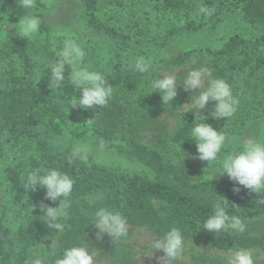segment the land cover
I'll use <instances>...</instances> for the list:
<instances>
[{
	"label": "trees",
	"instance_id": "1",
	"mask_svg": "<svg viewBox=\"0 0 264 264\" xmlns=\"http://www.w3.org/2000/svg\"><path fill=\"white\" fill-rule=\"evenodd\" d=\"M137 2L153 5L171 18L173 26L161 39H149L141 32L137 55L130 58L136 45L128 32L132 31L130 16L121 28L114 24L119 19L100 16L96 0H80L79 19L84 29L112 44L111 52L124 51L125 58H130L128 65L118 59L110 71L102 73L113 88L112 97L106 106L92 109L71 108L73 98L78 99L81 93L72 86L69 73L65 72L61 88L50 85L48 67L55 60L54 36L58 31L48 24L42 0H34L30 9H23L20 0H4L0 5V13L8 14H0V264H26L36 255L42 256L45 264H54L64 249L96 236L97 230L90 223L101 207L119 212L128 222L127 237L111 243L112 264H141L125 243L134 228L145 229L158 238L171 227H178L184 245L193 242L204 250L193 257L196 264H221L206 255L211 250L246 249L264 254L262 228L228 234L202 229V222L213 213L217 202L226 204L228 214L238 216L244 224L264 223V193L248 189L236 192L231 183L216 180L191 182L165 159L163 150L187 152L190 130L196 122L180 116L160 148H150L134 138L146 125L165 114H174L196 95L177 85L174 100L163 103L161 95L150 87L151 80L159 76L153 73L157 59L181 68L194 58L208 57L211 78H223L239 100L237 111L227 119L212 117L215 102L209 101L205 107L204 122L223 128L224 134L235 135L247 119L264 115V0ZM202 4L214 7L215 13L211 17L196 16ZM24 14L41 21L40 30L26 39L18 36L19 25H15ZM226 14L255 35H225L220 48L185 49L188 42L183 43L182 20L194 18L197 24L191 37L206 40L219 33L221 18ZM149 53L151 72H134L131 65L135 58H148ZM130 74L142 79L135 81ZM137 96L139 102L129 109L130 100ZM89 139L134 159L143 170L126 172L72 159V146ZM60 140H66L69 146L60 150L50 144ZM49 168H57L75 181L70 207L59 221L63 231L48 228L39 207L42 201L58 207L59 200H44L43 188L35 192L25 189L29 172ZM8 218L16 225L14 230L6 225Z\"/></svg>",
	"mask_w": 264,
	"mask_h": 264
},
{
	"label": "clouds",
	"instance_id": "2",
	"mask_svg": "<svg viewBox=\"0 0 264 264\" xmlns=\"http://www.w3.org/2000/svg\"><path fill=\"white\" fill-rule=\"evenodd\" d=\"M3 3L4 0H0V5ZM20 3L23 9L34 7V0H20ZM214 13V7L202 4L195 15L211 17ZM15 25H19L18 36L26 39L40 30L41 21L35 15L24 14ZM85 56L86 52L80 44L74 39H65L62 48L55 55V62L51 61L48 67L50 85H55L58 89L62 87L65 65H67L71 69L69 76L72 86L81 93L78 99L73 98L71 108L92 109L96 106L99 108L106 106L112 97L113 88L100 72L82 66ZM152 67V58L144 56L136 57L131 65V69L138 74L149 73ZM177 85L176 76L170 72H164L163 75L160 74L150 82L153 93H159L163 103L174 100L177 96ZM182 85L188 92H199L192 98L191 106L187 107L186 111L194 108L199 113L209 101L215 102L212 112L214 119L231 118L237 111L239 100L233 95L231 86L223 78H211L207 67L202 66L190 70ZM194 121L196 123L190 130V139L195 142L197 152L195 158L207 161L208 164L218 162L219 165L211 176V180L216 174L220 177L226 175L230 181L243 186L252 193H264V142L250 138L240 150L230 152L221 158L219 154L225 144V134L205 123L204 117L196 116ZM87 122L92 124L93 119ZM90 151L88 145L78 144L73 148L71 158L87 161ZM74 183L75 181L67 173L57 168L28 173L25 189H30V191L26 192H35L37 188H43L45 190L44 200L52 202L59 200V206L55 208L43 201L39 205L48 228L57 231L64 230V225L59 221L70 207L69 197ZM233 191L238 192L240 188L234 187ZM90 224L97 230V239H100L103 234L111 237L112 241L126 238L128 235L127 219L119 212L108 208H99L94 214V222ZM202 229L216 234H228L229 231L243 233L245 224L238 216L228 214L226 204L217 202L213 206V213L202 222ZM151 248L152 251L163 252L164 264H174L184 251L182 231L178 227H171L162 236L151 241ZM96 254L95 251L90 252L83 243L64 249L62 254L55 259L54 264H95ZM26 264H45V260L42 256L36 255L26 261ZM227 264H255V262L249 250L237 249L231 252Z\"/></svg>",
	"mask_w": 264,
	"mask_h": 264
},
{
	"label": "rangeland",
	"instance_id": "3",
	"mask_svg": "<svg viewBox=\"0 0 264 264\" xmlns=\"http://www.w3.org/2000/svg\"><path fill=\"white\" fill-rule=\"evenodd\" d=\"M42 2L47 10L48 24L54 31H58L54 36V44L56 46L55 55L60 48H62L65 39H74L86 52L82 66L88 67L89 70L98 71L101 74L110 71L118 59H122V63L128 65L130 58H134V56L137 55L139 49L137 44L143 37L141 32L149 39H161L164 38L166 32L170 31V27L173 26L171 18L160 13L153 7V5L136 3V0H96L100 16L115 17L117 20L119 19L117 23H114L117 26L124 28L125 20L126 18H129V16L130 19L133 20L129 27V29L132 28V31L129 30L128 32H131L132 39L134 40L133 42L136 45L133 47L134 50H132V56L129 55L130 58H125L124 51L119 52V50H117L116 52H111L110 47L113 46L112 44L110 45L106 43L99 36H92L90 34L91 32L85 30L83 25L80 24L79 15L82 10L80 0H42ZM137 22L139 26H136ZM196 24L197 21L194 18L191 20H182V22L179 23L182 27L181 33L186 37L183 43L188 42L185 47L186 50L195 48L202 50L218 48L222 45L225 35L241 34L247 38L255 35L254 31L243 28L242 25L237 23L236 18L229 14H226L221 18L219 33L210 39L202 40L200 37H191V35H194L193 29ZM148 57H151L150 53ZM156 62L158 65L153 70V73L163 75L164 72H170L176 76L178 85L183 84V81L190 70L202 66L209 69L207 56L203 59L194 58L181 68H172L163 64L162 59H157ZM70 71L71 69L69 66L65 65V72L70 75ZM130 76L133 79L136 78L135 81L142 79L141 76L137 77L134 74H130ZM192 93H195L196 95L199 94L198 91ZM139 99V96L132 98L130 100L129 109L135 107L139 102ZM189 106H191V103L186 104L184 110L182 106L181 109L174 114H165L161 116L155 123L146 125L142 128L134 138L139 143L147 145L153 149L162 147L163 141L175 130L180 116H186V118H191L193 121L196 116H204L205 108L197 113L194 108L186 111V108ZM250 119L246 120L247 122L244 123V127L237 134H225V144L219 154L221 158L230 152L240 150L242 145L250 138L264 142V115L261 114L258 118ZM213 128L218 132H224L223 128ZM50 144L54 148L60 150L69 146V143L66 140L54 141ZM85 144L91 149L89 158L85 161L89 165L103 166L126 172H140L143 170L141 164L137 161L124 154L116 152V150L110 147L105 145L101 147V144L94 143L90 139L79 145ZM76 145L78 144L73 145L72 149ZM162 152L167 162L191 182L211 180V176L219 166L218 162H210L208 164L207 161L196 159L197 152L195 142L192 139L189 142V149L185 153L179 152L178 150L175 151L173 148L168 149L167 151L163 150ZM212 180L224 182L226 184L231 183L232 187L245 189L243 186L236 185L234 182L230 181L226 175L220 177L219 174H216L213 176ZM251 223L252 224H245L247 230L256 231L259 228L264 230V223L261 221L256 223L257 225L254 224L255 222ZM6 225L11 230H14L16 227L15 223L9 218L7 219ZM153 239L156 238L151 232L141 228H134L131 239L125 243L128 245V249L132 251L135 255V259L139 263L164 264L162 259L164 256L163 252L157 250L152 251L151 241ZM111 243L112 239L107 234H103L100 239H97V236L89 237L84 242L90 252L95 251L97 253L95 264H112V259L109 255ZM249 251L252 253L255 264H264L263 253L255 250ZM203 253V248L197 243L188 242L184 245L182 256L177 258L174 264H196L193 257H198ZM206 255L212 259H217L221 264H227V259L230 257L231 252L211 250Z\"/></svg>",
	"mask_w": 264,
	"mask_h": 264
}]
</instances>
